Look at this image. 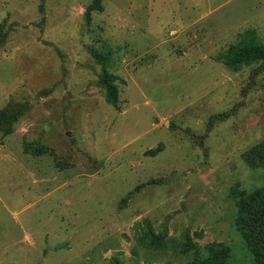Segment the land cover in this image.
Masks as SVG:
<instances>
[{
    "label": "rangeland",
    "instance_id": "374dc122",
    "mask_svg": "<svg viewBox=\"0 0 264 264\" xmlns=\"http://www.w3.org/2000/svg\"><path fill=\"white\" fill-rule=\"evenodd\" d=\"M92 1L0 0V108L30 105L0 133V264H190L217 243L250 264L233 189L264 184L244 159L264 139V69L218 57L246 30L264 43V0ZM199 19L187 44L205 25L217 57L177 56L171 27Z\"/></svg>",
    "mask_w": 264,
    "mask_h": 264
},
{
    "label": "trees",
    "instance_id": "16d2710c",
    "mask_svg": "<svg viewBox=\"0 0 264 264\" xmlns=\"http://www.w3.org/2000/svg\"><path fill=\"white\" fill-rule=\"evenodd\" d=\"M39 9L43 13L42 4ZM88 10H102V0H93L88 6ZM7 35L8 31L0 24V45L4 43ZM95 57L99 60L103 56L100 53H95ZM218 59L231 68L257 62L259 63L258 67L253 69V74H257L264 69V43L257 39L254 31L246 30L239 35V40L231 44ZM99 78L105 88L107 102L118 107L116 75L104 70ZM243 92L245 93V91ZM29 108V103L9 100L0 108V133L2 135L11 134L14 131L15 123ZM222 116L219 114L211 116L208 130H210L213 121ZM22 147L24 152L32 155L53 154L51 149L39 142L23 141ZM159 150V148H155L149 152L155 154ZM244 159L249 166L264 169V139L252 146L244 154ZM233 196L235 198L233 226L242 236L246 248L252 255L250 264H264V184L249 191L235 188ZM229 255L230 248L223 243H217L210 246V253L207 257L195 256L190 264H225Z\"/></svg>",
    "mask_w": 264,
    "mask_h": 264
},
{
    "label": "crops",
    "instance_id": "0c3cea01",
    "mask_svg": "<svg viewBox=\"0 0 264 264\" xmlns=\"http://www.w3.org/2000/svg\"><path fill=\"white\" fill-rule=\"evenodd\" d=\"M194 21L195 22L191 21L187 25L171 27V32H172L171 34H173L174 39L176 40L177 43L181 44L184 47V48L179 49L181 50V53L178 55L176 54V55L181 58H185L189 56V53L191 51L195 50V51L203 52V54L201 55L203 58H210V57L215 56V53L219 50V47H221L224 43L223 36L222 35L220 36L219 34L215 37H213L212 35L209 36L208 29L204 27L205 25H202V26L199 25V27L197 28L198 33H200L201 35L203 34L201 38L202 40H200L199 43H195L192 46H189L187 44V40H189V37L187 34L189 28H191L193 25H196L197 22L201 20L199 19V20H194ZM203 29L206 31L205 33ZM203 38H205V40H203ZM215 57H217V55ZM22 151H23V147H22ZM23 153H26V152L23 151Z\"/></svg>",
    "mask_w": 264,
    "mask_h": 264
}]
</instances>
